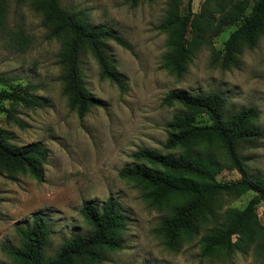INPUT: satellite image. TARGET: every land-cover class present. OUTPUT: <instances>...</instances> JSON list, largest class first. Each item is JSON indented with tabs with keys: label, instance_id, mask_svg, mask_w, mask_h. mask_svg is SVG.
<instances>
[{
	"label": "rangeland",
	"instance_id": "obj_1",
	"mask_svg": "<svg viewBox=\"0 0 264 264\" xmlns=\"http://www.w3.org/2000/svg\"><path fill=\"white\" fill-rule=\"evenodd\" d=\"M0 1V86L31 85V92L42 101L33 107L5 101L14 119L7 120L0 111V127L13 144L41 141L47 151L39 179L27 173L0 172V264H10L2 246L19 245L15 225H29L35 213L43 214L49 230L44 252L49 256L64 239L89 230L81 207L101 205L109 196L118 200L126 217L123 247L107 252L99 264H264V255L255 245L228 257L200 258L198 239L204 229L176 249L167 248L155 232L165 210L149 206L135 186L118 176L119 169L132 161L133 151L166 152L162 147L165 124L178 110L161 104L170 89L217 90L227 98V113L254 105L259 110L256 126L264 128V32L253 47L242 49L236 67L213 64L210 47L202 45L182 76L175 78L160 67L166 35L156 26L164 16L166 0H139L133 5L124 0H60L62 6L82 11L90 25L113 29L128 45L113 40L102 45L122 77V88L99 77L98 64L88 51L80 53L83 85L98 99L80 118L68 108L62 92L56 57L60 40L48 35L41 14L27 0ZM202 1L190 0L191 9L198 11ZM236 25L226 26L213 37L215 49L222 48ZM20 36H24L21 44ZM197 122L207 118L199 115ZM241 154L250 175L264 171V137L243 144ZM239 176L235 169L224 168L216 178L230 181ZM253 194L249 190L238 197L224 196L219 213L227 207L242 208ZM256 212L264 224V202L256 206Z\"/></svg>",
	"mask_w": 264,
	"mask_h": 264
},
{
	"label": "trees",
	"instance_id": "obj_2",
	"mask_svg": "<svg viewBox=\"0 0 264 264\" xmlns=\"http://www.w3.org/2000/svg\"><path fill=\"white\" fill-rule=\"evenodd\" d=\"M22 1V0H17ZM42 16L48 35L60 40L57 63L62 92L70 110L83 117L98 99L83 85L79 56L86 50L96 60L99 77L123 87L119 72L107 58L103 43L113 40L127 47L113 29L90 25L80 10L61 5L60 0H27ZM131 5L139 0H124ZM0 1V21L2 19ZM236 27L215 49L212 39L228 25ZM156 28L166 35V51L160 67L175 78L184 73L187 62L202 45L210 47L211 62L222 68L236 67L243 48H251L264 32V0H203L199 10L191 9L190 0H166V9ZM19 43L24 36H20ZM31 85L1 87L0 111L13 120V109L4 102L25 107L40 106L42 101L31 92ZM164 106H177L165 124V153L139 148L123 165L118 176L130 182L151 207L165 210L155 232L169 249L183 241L198 239L200 258L228 257L235 251L247 252L255 245L264 255V224L256 206L264 202V171L250 175L245 167L241 146L264 137V128L256 126L259 110L254 105L225 111L227 98L217 90L187 92L168 90L161 99ZM204 115L207 122H197ZM47 151L41 141L22 145L10 142L0 127V172L27 173L39 179ZM235 169L239 178L220 181L222 169ZM253 196L242 208L227 207L219 213L224 196L238 197L246 191ZM80 213L89 227L86 233L64 239L52 255H46L49 230L45 216L35 213L29 225H15L20 239L16 248L4 244L10 264H99L109 251L123 247L126 217L118 200L109 196L101 205L86 203Z\"/></svg>",
	"mask_w": 264,
	"mask_h": 264
}]
</instances>
